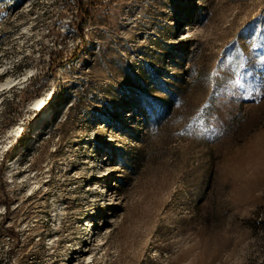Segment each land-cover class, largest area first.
<instances>
[{"label": "rangeland", "instance_id": "obj_1", "mask_svg": "<svg viewBox=\"0 0 264 264\" xmlns=\"http://www.w3.org/2000/svg\"><path fill=\"white\" fill-rule=\"evenodd\" d=\"M7 78L0 264H264V0H0Z\"/></svg>", "mask_w": 264, "mask_h": 264}, {"label": "bare ground", "instance_id": "obj_2", "mask_svg": "<svg viewBox=\"0 0 264 264\" xmlns=\"http://www.w3.org/2000/svg\"><path fill=\"white\" fill-rule=\"evenodd\" d=\"M187 36L188 35H190L191 34V31H192V29H193V27L190 25V24H188L187 26ZM186 36V37H187ZM14 82H15V79L13 80V79H11V78H7L5 81H4V83H2V84H0V87H11V86H13L14 85ZM38 102H42V103H38ZM43 102H44V100L42 99V98H38V99H36L35 101H34V103H33V106L34 107H37V106H39L40 104H43ZM42 112V107L39 109V112ZM37 122H36V124H35V131H33V137L35 138L34 140V142H33V144H32V146H31V149L30 150H33L34 148H35V146H36V143L38 142V137L39 136H37V134H39L38 133V130H39V128H40V126H41V124H43V125H45L46 123H48V122H50L51 121V119L49 118V116L47 117L45 114H42V116H37ZM35 119V120H36ZM47 120H49V121H47ZM43 122H46V123H43ZM36 131H37V134H36ZM28 148V147H27ZM24 150H26V149H24ZM23 151V149H21V151H19L14 157H15V159H14V164H13V166L11 167V169H10V171L12 172V171H14L15 170V166L16 165H18L17 164V162H18V160H19V158L22 156V154L24 153V152H22ZM18 167V166H17ZM17 169V168H16ZM103 172V171H102ZM98 179V178H97ZM106 192H108V191H106ZM92 222H93V219H91L90 221H89V223L88 224H90V226H91V228L88 230V235H87V237H88V239H87V243H85V246H83V247H81V249L79 250V251H77L76 252V254L73 256V260L71 261V264H80V260H82V261H88L89 259H90V257H91V252H89V250H88V247H89V245H90V242H92L91 244H94L97 240H96V237H95V233H94V229H93V224H92ZM80 248V247H79Z\"/></svg>", "mask_w": 264, "mask_h": 264}, {"label": "snow or ice", "instance_id": "obj_3", "mask_svg": "<svg viewBox=\"0 0 264 264\" xmlns=\"http://www.w3.org/2000/svg\"><path fill=\"white\" fill-rule=\"evenodd\" d=\"M257 31H259V29H257ZM257 45L254 43L253 47H256ZM238 83V82H237ZM38 103H42V102H38ZM19 129H13V131L9 132L8 135L11 136L13 134V132H18Z\"/></svg>", "mask_w": 264, "mask_h": 264}, {"label": "trees", "instance_id": "obj_4", "mask_svg": "<svg viewBox=\"0 0 264 264\" xmlns=\"http://www.w3.org/2000/svg\"><path fill=\"white\" fill-rule=\"evenodd\" d=\"M6 159H7V154H4L3 158H2V165L5 163ZM1 170H2V168H1Z\"/></svg>", "mask_w": 264, "mask_h": 264}]
</instances>
